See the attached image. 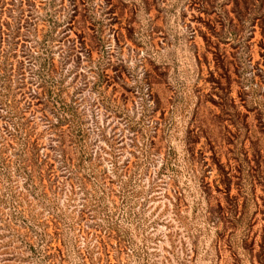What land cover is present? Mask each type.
Masks as SVG:
<instances>
[{"label":"rangeland","instance_id":"rangeland-1","mask_svg":"<svg viewBox=\"0 0 264 264\" xmlns=\"http://www.w3.org/2000/svg\"><path fill=\"white\" fill-rule=\"evenodd\" d=\"M71 1L0 0L1 30L16 28L21 9L31 11L20 35L3 45L19 107L26 99L14 69L22 65L26 88L34 89L33 53L37 64L63 68L69 96L80 91L93 150H111L122 165L135 160L131 137L143 148L154 142L136 174L137 189L154 196L140 225L150 262L264 264V0H76L92 8L94 31L88 24L69 30ZM72 39L79 56L63 60ZM149 78L158 83L150 93ZM88 80L103 83L91 91ZM152 182L158 187L148 193ZM213 195L225 214L221 236V225L204 215Z\"/></svg>","mask_w":264,"mask_h":264},{"label":"trees","instance_id":"trees-1","mask_svg":"<svg viewBox=\"0 0 264 264\" xmlns=\"http://www.w3.org/2000/svg\"><path fill=\"white\" fill-rule=\"evenodd\" d=\"M26 11L20 10L15 29L10 30L8 23L4 30L0 28V264H131L132 259L155 264L148 258L154 255L148 252V236L144 229L140 231L145 207L154 196L149 198L144 189H137L136 175L154 142L146 141L143 148L138 137H131L135 160L122 165L111 150L102 146L93 150L94 143L89 142L92 131L85 126L84 109H80L84 102L80 91L69 96L63 68L46 59L37 64L38 56L33 53L27 55L36 68L30 75L34 89L32 85L26 88L22 65L14 69L15 75H22L18 88L26 99L24 107H19L7 83L13 68L7 64L9 53L3 45L20 35L24 28L20 23L28 22L23 15ZM70 12L69 30H83L88 24L94 31L97 23L92 8L72 0ZM82 12L83 18L77 19ZM261 17L264 19V13ZM83 34L77 36L82 49ZM70 42L63 60L79 56L76 39ZM86 52L89 56L90 51ZM79 76L85 80V75L78 73L74 79ZM102 83L88 80L84 87L92 84V91ZM157 84L149 78L148 93ZM101 97L98 92L94 99L97 107L105 105ZM152 99L158 105V98ZM39 124L43 125L40 131ZM157 187L149 183L147 192ZM209 190L204 191L206 199ZM204 215L212 226L221 225L217 232L221 236L225 214L218 196L208 197ZM147 222L144 218L143 223Z\"/></svg>","mask_w":264,"mask_h":264}]
</instances>
